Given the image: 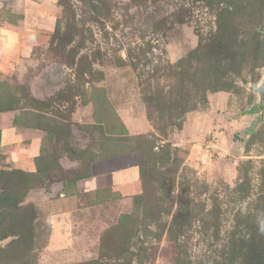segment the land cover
Returning <instances> with one entry per match:
<instances>
[{
  "label": "rangeland",
  "instance_id": "rangeland-1",
  "mask_svg": "<svg viewBox=\"0 0 264 264\" xmlns=\"http://www.w3.org/2000/svg\"><path fill=\"white\" fill-rule=\"evenodd\" d=\"M264 0H0V264H264Z\"/></svg>",
  "mask_w": 264,
  "mask_h": 264
},
{
  "label": "water",
  "instance_id": "water-1",
  "mask_svg": "<svg viewBox=\"0 0 264 264\" xmlns=\"http://www.w3.org/2000/svg\"><path fill=\"white\" fill-rule=\"evenodd\" d=\"M263 72L262 79L256 84H248L247 87L255 91L258 95V101L253 106V113L259 114V119L264 118V67L261 69Z\"/></svg>",
  "mask_w": 264,
  "mask_h": 264
},
{
  "label": "clouds",
  "instance_id": "clouds-1",
  "mask_svg": "<svg viewBox=\"0 0 264 264\" xmlns=\"http://www.w3.org/2000/svg\"><path fill=\"white\" fill-rule=\"evenodd\" d=\"M260 228L262 231H264V220L260 221Z\"/></svg>",
  "mask_w": 264,
  "mask_h": 264
}]
</instances>
